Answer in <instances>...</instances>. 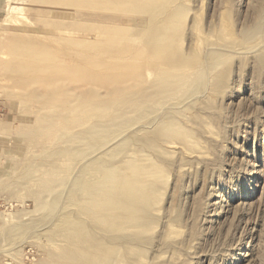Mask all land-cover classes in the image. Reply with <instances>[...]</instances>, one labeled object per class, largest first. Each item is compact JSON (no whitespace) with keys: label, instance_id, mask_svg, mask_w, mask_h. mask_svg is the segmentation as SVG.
<instances>
[{"label":"rangeland","instance_id":"374dc122","mask_svg":"<svg viewBox=\"0 0 264 264\" xmlns=\"http://www.w3.org/2000/svg\"><path fill=\"white\" fill-rule=\"evenodd\" d=\"M49 2L0 0V35L9 29L47 30L54 34L60 30L61 35L67 32L64 36L74 39L87 38L90 42L103 39L102 35H96L90 23L76 17L73 10L65 12L56 4L53 9L52 0ZM182 2L188 7L178 36L180 46L185 55L191 56L192 50L200 55L193 67V76L181 84L174 99L154 100L150 104L152 112L141 118L134 113L122 115L119 126H132L138 136L151 129L158 132L160 123L167 121V116L174 111L172 115L176 112L175 118L192 136L190 139L198 142V147L194 143L195 147L191 148L192 141L186 144L189 148L173 139L166 141L168 145L164 142L163 149L176 142L177 150L168 148L169 152L153 156L163 174L159 175L158 183L163 185L159 187L157 205L151 211L150 230L143 238L126 232L131 236L127 237L128 243L140 246L145 254L130 262L125 253H120L118 263L113 264H264V29L254 27L260 11L264 10V0ZM139 17L134 14L125 28L142 30ZM50 20L62 23L46 26L45 22ZM63 28H66L64 33ZM229 29L238 36L237 44H231ZM246 29L252 30L248 36L243 34ZM192 36L199 42L192 40ZM144 46L142 39H136V50ZM83 50H79L81 55L87 52ZM147 68L142 69L144 79L149 81H144L146 85L155 78L154 71ZM216 71L224 77L214 78ZM8 81V78L0 79V264H39L54 250L55 242L64 243L62 236V241L57 236L53 240L58 241L48 237L67 205L71 204L81 220L88 218L77 210L81 209L82 201L71 191V179L75 181L82 171L96 169L90 157H101L110 163L111 153L121 148L125 138L121 137L122 141L116 138L117 141L114 139L105 146L96 144L88 151L92 153L90 157L84 155L89 145L82 143L78 157H60L63 165L42 177L40 172L26 175L30 161V164L38 163L46 156H40V146L33 148L36 140L29 135L36 127L35 106H26L22 92ZM89 94L82 93L80 98L86 100ZM35 104L40 107L41 103ZM115 111L112 109L111 115L116 116ZM194 117L207 124H195ZM114 123L111 125L115 127L118 123ZM132 147L127 151L137 157ZM52 180L61 187V193L65 191L64 195L58 192L55 202L49 186ZM90 223L96 234L100 232L98 235L104 236L97 222ZM104 237L121 248L126 246L124 241L118 244L113 237L106 234Z\"/></svg>","mask_w":264,"mask_h":264},{"label":"bare ground","instance_id":"6f19581e","mask_svg":"<svg viewBox=\"0 0 264 264\" xmlns=\"http://www.w3.org/2000/svg\"><path fill=\"white\" fill-rule=\"evenodd\" d=\"M182 1L52 0L53 9L56 4L66 10L65 12L73 10L76 17L90 23L89 26L97 31L96 35H102L103 39L91 43L87 38L65 37L66 28L62 29L63 33V30L66 32L64 35H61L60 30L54 34L52 31L32 29H9L0 35V79L8 78V82L11 81L20 94L22 92V98L27 100L25 105L31 108L35 106L33 111L36 109V127L29 135L34 136L33 139L36 140L33 148L40 146V156H46L38 163L30 164V161L26 166V175L40 172L42 177L43 174L50 173L62 164L59 162L60 157H78L82 143L89 145L84 155L90 157L92 153L88 151L94 149L96 144L105 146L111 141L113 143L116 138H125L123 141V138L121 139V148L111 153L110 163H105L101 157H90L92 163L97 165L96 169L91 171L90 168L89 173L82 171L81 175L75 177V181H68L72 184L71 191L79 195L82 201L81 209L77 210L88 218L86 221L81 220L71 204L67 205L64 211L62 210L54 232L51 230V235L48 234L51 241L56 236L62 241V236L64 243L52 242L54 250L49 251L39 264H113L120 253H125L130 262H136L138 257H142L144 251L140 246L129 244L127 237L133 235L143 238V234L150 230L151 211L157 205L159 187L163 185L158 183L159 175L163 174L159 161L156 162L153 156L169 152L168 148L177 150L176 142H171V147L167 146V142L173 139L182 141L185 146L192 144V136L175 118L176 112L172 115L174 111L167 116V121L160 123L158 132H152L151 129L143 136L136 135L131 129L132 126L124 124L121 127L119 124L122 121L121 116L127 113L143 117L144 114L152 112L150 104L154 100L167 97L174 99L181 84L187 81V78L189 80L191 73L195 72L192 70L199 59V52L192 50L194 52H191V56L185 55L178 39L188 7ZM49 3L51 4V0ZM260 12L254 27L264 29V10ZM134 14L141 17L139 18L143 28L140 31L136 28H125ZM61 23L59 20H50L45 22V25L58 26ZM251 32V29H246L243 34L248 36ZM229 34L232 36L231 44H237L238 36L236 37L232 29H229ZM128 35L129 38L126 37ZM137 37L145 43L144 49H137L139 52L135 47ZM192 38L196 39L193 36ZM82 47L87 49L83 55L79 50H85H78ZM72 49H75L74 52ZM144 67L155 73V78L148 85L144 83ZM220 75L218 72L213 76L218 79L224 77ZM219 82L222 84L224 81ZM82 93L91 94L86 100H82ZM178 100L180 101V98ZM37 102L41 103L40 107L35 104ZM25 109L27 110V107ZM112 109L116 110V116L111 115ZM196 118L192 119L195 124L203 123ZM114 121L118 123L115 127L111 125ZM164 142L167 145L163 149ZM194 143L198 142H193L191 148L195 147ZM131 146H135L132 150L135 149L137 157L127 151ZM68 162L70 163L69 160ZM53 180L49 181L52 201L59 197L58 192H65L61 193V187ZM91 221L97 222L104 236L106 234L113 237L118 244L124 241L126 246L122 244L125 247L121 248L120 245L113 244L110 238L98 235L100 232L96 234ZM126 232L131 236H127Z\"/></svg>","mask_w":264,"mask_h":264}]
</instances>
